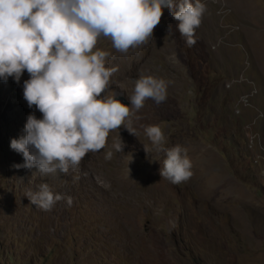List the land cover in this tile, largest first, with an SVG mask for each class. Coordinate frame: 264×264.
Wrapping results in <instances>:
<instances>
[{"label":"rangeland","instance_id":"obj_1","mask_svg":"<svg viewBox=\"0 0 264 264\" xmlns=\"http://www.w3.org/2000/svg\"><path fill=\"white\" fill-rule=\"evenodd\" d=\"M201 2L191 46L167 8L142 46L121 53L98 41L118 68L106 94L129 100L143 73L166 80L167 97L133 109L135 135L122 125L67 174L14 167L24 161L10 140L42 114L17 102L27 71L0 79V264H264V0ZM151 125L164 148L187 149L188 181L160 177L166 154L146 136ZM45 182L71 206L31 204L26 192Z\"/></svg>","mask_w":264,"mask_h":264},{"label":"clouds","instance_id":"obj_2","mask_svg":"<svg viewBox=\"0 0 264 264\" xmlns=\"http://www.w3.org/2000/svg\"><path fill=\"white\" fill-rule=\"evenodd\" d=\"M164 8L177 21L186 43L193 45L206 12L201 0H0V79L11 76L19 83L27 71L23 97L29 108L35 106L42 114L37 118L30 113L25 134L10 140V147L24 161L14 167L35 168L42 176L67 174L78 169L89 152L104 149L109 133L122 125L135 135L130 127L133 109L140 110L148 99L162 103L168 82L141 73L129 107L115 93L106 94L118 68L107 66L111 53L97 44L106 38L121 53L146 44ZM144 131L155 150L166 154L160 177L173 184L188 181L193 172L187 149L178 144L164 148L165 137L158 126H146ZM113 148L123 152L119 135ZM112 155L108 151L106 158ZM26 196L44 211L60 200L69 206L73 202L46 182Z\"/></svg>","mask_w":264,"mask_h":264},{"label":"bare ground","instance_id":"obj_3","mask_svg":"<svg viewBox=\"0 0 264 264\" xmlns=\"http://www.w3.org/2000/svg\"><path fill=\"white\" fill-rule=\"evenodd\" d=\"M112 56H113V55H112ZM112 62H113V61H111L110 63H108V65H107V66H108V67H114V65H115V64H112ZM22 76H23V73H22V75H21L20 79H22V78H23ZM12 79H13V78H12ZM17 102H21L22 104H23V103H24V104H27V102H26V100H25V99H23V100H20V101H17ZM27 108H28L29 110H31V109H33V108H34V106H33L32 108H29V107H28V105H27ZM39 114H41V113H40V112H37V115H39ZM40 116H41V115H40ZM41 118H42V116H41Z\"/></svg>","mask_w":264,"mask_h":264},{"label":"water","instance_id":"obj_4","mask_svg":"<svg viewBox=\"0 0 264 264\" xmlns=\"http://www.w3.org/2000/svg\"><path fill=\"white\" fill-rule=\"evenodd\" d=\"M116 98L119 99L122 103H125V104H128V105L130 104L129 100L126 99L125 95H121L120 94Z\"/></svg>","mask_w":264,"mask_h":264}]
</instances>
